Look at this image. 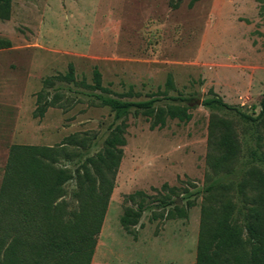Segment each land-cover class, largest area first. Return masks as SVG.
Here are the masks:
<instances>
[{
	"label": "rangeland",
	"instance_id": "1",
	"mask_svg": "<svg viewBox=\"0 0 264 264\" xmlns=\"http://www.w3.org/2000/svg\"><path fill=\"white\" fill-rule=\"evenodd\" d=\"M177 2L173 7L172 3ZM12 0L0 17V185L12 144L54 146L65 137H86L70 169L98 152L112 126L125 118L124 154L90 264H195L201 204L211 174L207 163L209 89L249 113L264 95V0ZM9 42V45L5 43ZM73 62L78 77L92 81L97 66L114 92L129 85L133 100L165 89L157 104H186L192 118L150 126L132 108L115 119L89 90L61 83L74 98L68 109L33 111L36 92L49 75ZM97 92H99L97 90ZM158 98L162 95L158 94ZM170 96H178L172 100ZM246 153L248 128L236 125ZM74 181L67 184L70 192ZM144 191L147 204L134 232L120 223L126 196ZM68 198V197H67ZM70 199V198H68ZM140 200L141 197H136ZM179 200L181 202H179ZM188 207L187 217H167V205Z\"/></svg>",
	"mask_w": 264,
	"mask_h": 264
},
{
	"label": "trees",
	"instance_id": "2",
	"mask_svg": "<svg viewBox=\"0 0 264 264\" xmlns=\"http://www.w3.org/2000/svg\"><path fill=\"white\" fill-rule=\"evenodd\" d=\"M11 1L0 0V17H9ZM196 1L190 0L189 6ZM61 83L89 90L87 95L110 107L115 119L132 108L135 114L144 115L152 128L163 127L169 118L183 122L192 118L189 105L157 104L175 87L171 74L164 90L159 87L147 99L133 100L141 96L133 85L124 92H114L103 84L97 66L88 82L85 76L78 77L73 62L65 72L42 80L36 92L35 117H43L50 107L68 110L73 105L74 98L63 92ZM209 91L211 97L202 104L210 110L207 163L211 174L201 204L195 264H264V95L256 114L227 103L213 87ZM238 124L248 128L252 141L246 153ZM127 127L125 118L114 124L102 148L73 170L61 161L80 155L71 148H84L86 137L72 134L54 146H10L0 185V264L91 263L124 154ZM72 181L74 187L69 192L67 184ZM144 196L141 190L126 196L129 204L120 223L129 233L134 232L147 208ZM167 205H173L167 217L188 216L189 206L174 201Z\"/></svg>",
	"mask_w": 264,
	"mask_h": 264
},
{
	"label": "water",
	"instance_id": "3",
	"mask_svg": "<svg viewBox=\"0 0 264 264\" xmlns=\"http://www.w3.org/2000/svg\"><path fill=\"white\" fill-rule=\"evenodd\" d=\"M179 202H181V201L179 200Z\"/></svg>",
	"mask_w": 264,
	"mask_h": 264
}]
</instances>
